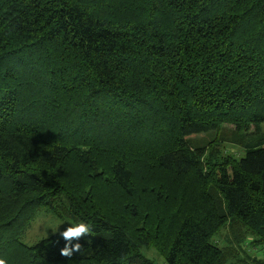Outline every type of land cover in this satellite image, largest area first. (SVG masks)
Wrapping results in <instances>:
<instances>
[{
  "label": "trees",
  "instance_id": "16d2710c",
  "mask_svg": "<svg viewBox=\"0 0 264 264\" xmlns=\"http://www.w3.org/2000/svg\"><path fill=\"white\" fill-rule=\"evenodd\" d=\"M41 214L81 250L26 245ZM152 250L264 264V0H0V259Z\"/></svg>",
  "mask_w": 264,
  "mask_h": 264
},
{
  "label": "rangeland",
  "instance_id": "374dc122",
  "mask_svg": "<svg viewBox=\"0 0 264 264\" xmlns=\"http://www.w3.org/2000/svg\"><path fill=\"white\" fill-rule=\"evenodd\" d=\"M214 136V133L204 136L200 138L199 144L205 145L209 140H211ZM235 148L229 147L230 152L235 153ZM72 225V223L68 220H59L53 218L49 214H41L38 216L35 221L30 225V227L26 230L23 238V242L26 245H32L38 240L42 238H46L53 233L63 231L68 226ZM225 234L222 232V235ZM143 254L152 260L153 264H163L162 260L156 255L155 251L143 252Z\"/></svg>",
  "mask_w": 264,
  "mask_h": 264
},
{
  "label": "clouds",
  "instance_id": "9594fccd",
  "mask_svg": "<svg viewBox=\"0 0 264 264\" xmlns=\"http://www.w3.org/2000/svg\"><path fill=\"white\" fill-rule=\"evenodd\" d=\"M89 233L90 227L84 222L75 223L61 231L59 235L65 241V244L64 247L60 249V255L70 258L74 252H79L82 247L81 244L79 242L73 243V241H79ZM0 264H6V261L0 259Z\"/></svg>",
  "mask_w": 264,
  "mask_h": 264
}]
</instances>
